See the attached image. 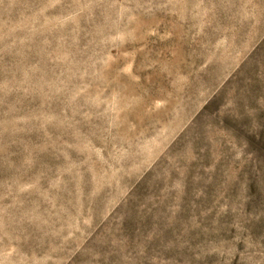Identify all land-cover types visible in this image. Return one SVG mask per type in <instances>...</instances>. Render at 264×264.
I'll list each match as a JSON object with an SVG mask.
<instances>
[{
  "label": "rangeland",
  "instance_id": "1",
  "mask_svg": "<svg viewBox=\"0 0 264 264\" xmlns=\"http://www.w3.org/2000/svg\"><path fill=\"white\" fill-rule=\"evenodd\" d=\"M0 264H264V0H0Z\"/></svg>",
  "mask_w": 264,
  "mask_h": 264
}]
</instances>
